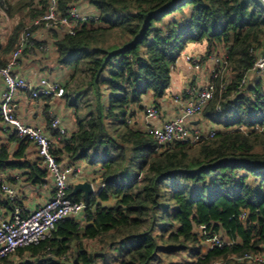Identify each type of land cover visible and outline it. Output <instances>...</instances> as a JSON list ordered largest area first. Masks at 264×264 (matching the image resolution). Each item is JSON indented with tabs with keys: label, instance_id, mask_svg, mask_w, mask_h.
Returning <instances> with one entry per match:
<instances>
[{
	"label": "trees",
	"instance_id": "1",
	"mask_svg": "<svg viewBox=\"0 0 264 264\" xmlns=\"http://www.w3.org/2000/svg\"><path fill=\"white\" fill-rule=\"evenodd\" d=\"M46 2L0 0L8 19L20 15L6 41L0 39V67ZM75 3L59 0L60 14ZM87 3L99 14L98 23L74 35L46 32L57 66L69 71L61 99L75 124L62 136L51 131L57 141L51 152L59 163L98 167L97 188L87 198L67 194L85 204L82 219L59 221L50 238L18 248L0 264H162L163 257L179 253L185 255L181 264H190L202 252L196 226L237 241L209 251L196 264H245L229 257L264 246V131L255 128L264 126V75L247 77L264 58L263 0ZM190 42L205 43L201 61L212 54L227 59L229 84L215 91L201 115L217 133L193 145L175 142L157 150L150 136L127 121L145 110L147 96L159 110L176 57ZM46 121L50 129L48 116ZM29 149L28 139L3 132L0 120V175L16 171L29 186L44 184L46 170ZM2 208L13 211L5 200Z\"/></svg>",
	"mask_w": 264,
	"mask_h": 264
},
{
	"label": "built area",
	"instance_id": "2",
	"mask_svg": "<svg viewBox=\"0 0 264 264\" xmlns=\"http://www.w3.org/2000/svg\"><path fill=\"white\" fill-rule=\"evenodd\" d=\"M59 0H47L45 11L42 15L27 22L20 31L16 45L7 57V62L0 67L2 79V90L0 92V120L3 130H10L19 138H26L34 145L36 157L39 158L46 170L47 177L52 182V193L50 199L43 205L25 213L16 204L17 190L11 185L3 174L0 175V193L8 202L13 211L10 218L2 219L0 216V260L12 256L20 247L37 245L43 240L51 237L56 224L68 217H76L83 213L85 204L82 201H73L67 197L69 192L68 180L70 176L76 175L77 169L74 166L66 165L56 161L51 149L57 143L51 135V131L59 135L67 132L62 127L60 119L48 109L49 127L22 122L16 115V96L25 93L31 99H40L45 102L54 99H61L64 94V87L61 83L46 76L39 77L36 82L28 81L17 72L18 62L24 51L34 45L33 31L37 28L44 32L50 30L63 31L68 35H74L83 26L96 24L99 21V14L88 15L81 13L76 6L69 7L64 14H60L58 7ZM264 2V0H263ZM8 21L5 7L0 5V23ZM37 50L47 51V46L38 44ZM211 65L209 75L199 81L200 84H187L180 95L172 97V102L178 107L177 114L168 121L161 122L158 126L146 125L143 131L150 136L157 147L162 150L172 143L196 144L202 138H213L216 128L201 130L194 126L195 121L201 119L202 112L209 101L212 100L217 89L223 91L229 84L226 75L227 59L224 55H209L207 58ZM187 61L193 71L202 73L201 58L189 56ZM264 75V58L256 62L248 72ZM246 78L241 81L245 84ZM220 107L216 111L220 112ZM147 120L160 119V111L149 106L143 114ZM129 125H133V119H129ZM259 132L264 131V126L258 128ZM245 131V127H239ZM18 179V176L15 177ZM102 188L104 184H99ZM92 193L96 191L92 185ZM15 204V205H14ZM245 213L240 214L244 219ZM195 233L202 252L196 258L191 259L190 264H196L199 259L213 249H222L226 246L236 245L233 238L222 237L219 232L207 231L205 226H196ZM230 261L245 264H264V246L260 251L251 253L245 252L240 255H231ZM212 264H226L225 261L217 260Z\"/></svg>",
	"mask_w": 264,
	"mask_h": 264
},
{
	"label": "crops",
	"instance_id": "3",
	"mask_svg": "<svg viewBox=\"0 0 264 264\" xmlns=\"http://www.w3.org/2000/svg\"><path fill=\"white\" fill-rule=\"evenodd\" d=\"M75 5L83 14L85 13L88 15H94L96 12V10L92 6H90L88 3L86 4L85 2H82L81 0H77V3H75ZM12 21L13 19L5 21L4 24H2V22L0 23V39L3 35H5V39H1L2 43L6 41L8 37L7 35L10 33L6 27L9 26ZM42 31L43 30H41L40 33L38 30L36 31L37 36H42L41 38L38 37L37 39L47 42L50 35ZM52 40L53 38H51L50 41L52 42ZM47 51V55L44 54L43 57L35 55L34 58L29 55V52L25 51L18 62V66L16 68L17 72L24 76L30 82H36L39 77L46 76L49 79L58 81L59 83H64L68 78V69L60 68L57 66L53 48L47 47ZM204 52L205 43L194 42V44L187 43L184 46L180 54L177 55L175 64L171 69L170 85L167 92L168 94L158 101L159 111L161 115L160 119H151L147 120L146 122L143 116L144 110H138L133 117V122L136 124L135 128L143 130L146 125L158 126L161 122L171 120L176 116L178 107L173 104L172 97L180 95L187 84H198V82L202 81V79L204 78L203 73L199 74L193 71L190 63L187 61V57L193 56L201 58ZM48 56L50 59L46 60L45 58H47ZM40 57L43 59L39 60ZM46 62L49 64L51 63L50 67L42 69V67H47ZM39 64H41V67H39ZM2 87V79L0 77V92L2 90ZM143 101V107H145V109L153 104L152 99L149 96L145 97ZM15 105L16 115L24 123L33 125L36 124L43 127L46 126L47 116L45 114L48 109H51L56 113L57 116H59L62 127L66 128L67 131H73L75 129L73 112L72 110L64 106L62 99H54L46 105L45 102L40 99H31L27 94L20 93L16 96ZM194 126L204 131L212 127L209 122L203 120L202 118L195 121ZM5 131L7 130H3V132ZM29 155L30 158L36 157L35 147L31 143ZM75 168L77 169L78 173L74 176H70L68 180L69 191L73 190V187L75 185L83 182H89L94 188H97L98 174L94 175V172L98 171V167H90L86 163L80 162L75 164ZM3 176L7 178L9 177L10 181L8 182L11 185L15 186L17 190L16 204L21 206V208H19L25 213L30 212L33 209L43 205L50 199L52 193V182L47 176L46 182L44 184L35 187L26 184L23 179H15V177L18 176V173L16 171H8L7 173L3 174ZM0 200H4V197L1 195V193ZM11 213L12 212L8 209H0V216L2 217V219L10 218Z\"/></svg>",
	"mask_w": 264,
	"mask_h": 264
},
{
	"label": "rangeland",
	"instance_id": "4",
	"mask_svg": "<svg viewBox=\"0 0 264 264\" xmlns=\"http://www.w3.org/2000/svg\"><path fill=\"white\" fill-rule=\"evenodd\" d=\"M77 1V0H76ZM82 2H85L86 4H87V0H81ZM24 14V13H23ZM23 14H21V17L23 16ZM85 14V13H84ZM10 18V17H9ZM20 18V15H15V17L14 18H12L13 19V21L11 22V24H9V26H7L6 28L9 30V32L11 31L12 32V30H13V28L15 27V25H16V22H17V20ZM12 19H8V21L9 20H12ZM24 19V18H23ZM26 19V18H25ZM4 22L5 21H3L2 22V24H4ZM5 26V25H4ZM39 31V33L41 32V29H39V28H37V29H35L34 31H33V39H34V45L30 48V49H28V50H26L27 52H29V55L31 56V57H35V55H38V56H44V54L45 53H43V52H41V51H39L38 52V50L36 49V47H37V45L38 44H43V45H45V46H47L48 48L49 47H51V45H52V42L50 41L51 40V38H52V36H49V38H48V41L47 42H45V41H42V40H38L37 38L39 37V38H41L42 36L41 35H39V36H37L36 35V31ZM43 32V31H42ZM45 33V32H44ZM1 34V33H0ZM9 35V34H8ZM7 35V36H8ZM1 39H5V35H3L2 36V38ZM38 40V41H37ZM190 44H194V42H190ZM49 45V46H48ZM48 52V51H47ZM47 52H46V54L45 55H47ZM30 59V58H29ZM43 58H41L40 57V59L39 60H42ZM46 60L47 59H50L49 58V56L47 57V58H45ZM31 60V59H30ZM201 60H202V58H201ZM33 62H34V60H33ZM33 62H31V63H33ZM51 64V63H50ZM50 64L49 63H47L46 62V66L47 67H42V69H46V68H49L50 67ZM39 67H41V64H39ZM201 69H202V73L204 74V77H205V75L206 76H208L209 75V72H210V69H211V65H210V63L208 62V60L206 59V60H203V61H201ZM37 70H38V68H37ZM195 72V71H194ZM198 84H200L199 82H198ZM43 102H45L44 100H42ZM53 101V100H52ZM51 101H48V102H45V104L47 105L48 103H50ZM45 108H47V107H45ZM52 112L56 115V113L52 110ZM47 116H48V114H47ZM57 116V115H56ZM58 118H59V116H57ZM49 118V117H48ZM65 130H66V132H67V129L66 128H64ZM14 145H12V147H13ZM111 200H113V199H111ZM110 200V202H113V201H111ZM111 204V203H110ZM15 205V204H14ZM20 208H21V206H20ZM184 253H179L178 255H176L175 257H173V258H169V257H163V263L162 264H181L183 261H184Z\"/></svg>",
	"mask_w": 264,
	"mask_h": 264
},
{
	"label": "water",
	"instance_id": "5",
	"mask_svg": "<svg viewBox=\"0 0 264 264\" xmlns=\"http://www.w3.org/2000/svg\"><path fill=\"white\" fill-rule=\"evenodd\" d=\"M75 193H81L84 198H87V196L92 193L91 184L89 182H83L75 185L73 187L72 194ZM82 215L83 213H79L77 217L82 219Z\"/></svg>",
	"mask_w": 264,
	"mask_h": 264
}]
</instances>
